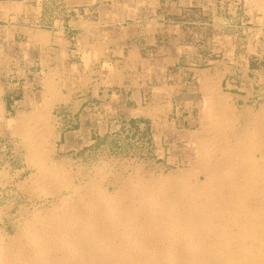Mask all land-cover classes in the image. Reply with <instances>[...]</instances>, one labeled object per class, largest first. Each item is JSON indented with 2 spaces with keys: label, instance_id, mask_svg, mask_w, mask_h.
<instances>
[{
  "label": "rangeland",
  "instance_id": "374dc122",
  "mask_svg": "<svg viewBox=\"0 0 264 264\" xmlns=\"http://www.w3.org/2000/svg\"><path fill=\"white\" fill-rule=\"evenodd\" d=\"M84 1L88 0H0V27L8 23L9 18L7 16V13L10 11L13 13H19L21 11V3L24 2L23 17L18 18L16 23L18 24V26L27 25L35 29V35L42 39L44 37L43 33L45 32L43 31V29H47L51 26L50 21H52V17L54 15L58 17L60 16L59 18L63 19L65 14L68 13V9L71 5L83 3ZM91 1L92 13L95 16L94 20H112L125 25L132 23L135 19H138V16L140 15V11L136 9L138 8L136 3L138 0ZM172 2L180 5V8H178L177 6L172 7V14L174 15V18L183 19L189 22V26L184 30L198 35L199 39L201 40H199V45L202 47L205 54L211 51L212 47H214L213 45L216 46L218 44L222 47V49L226 47L227 50L230 47V42L227 40V38H225L224 40H216L217 43L216 41L214 42L212 40V32H214L213 28L215 30L218 29L209 25L212 24L213 21L215 23H219L221 37L228 36L231 33H237L238 36H243L244 32L241 25L242 22L249 20L248 15L250 16V14H248L247 12L248 7L254 9V19H257L262 15V12H259L258 10L261 9L264 11V0H248L251 5L246 4V0H194L195 3L193 4V6H190L187 3V0H172ZM212 3H215V5L213 6ZM39 11L43 13V20L39 19L38 21H36L34 19ZM145 18H150V15L146 13ZM259 21L261 20L257 19V22ZM228 23L234 24L232 30L228 27ZM256 27L261 28L259 24ZM3 33L4 31L1 30L0 41L2 39ZM261 35L264 36V27L262 29ZM115 39H117V37H113V40ZM24 40L25 39L20 36L13 40V42H10V56L12 58L17 59V51H20L21 47L24 48V46H22L23 43H21V41L24 42ZM242 44L243 43L239 42V39H237L236 42L232 43V45L236 46L237 52H240ZM51 50L52 49L47 46L43 52H40L41 57L44 58V56H46L45 58L48 61H52V58H50V55H53L50 52ZM38 52L39 51H37L36 49L30 51L29 48V56L25 57V59L30 62L28 64L29 70H34V72L38 71L39 69H35L36 65L32 67L31 62L33 58H37V56L39 55ZM47 53L49 54L47 55ZM224 60H228V58ZM248 60L250 66L253 69H260L263 70V72L256 73L255 71H252L250 74H245L243 73V70L240 69L237 74L231 75L232 77L230 78L231 81L229 83H223V87L225 89H228L229 84H236L238 88L244 89L242 90V92H240V97L238 98L237 102H232L235 107V118L234 116L229 117V115L231 114L227 113L229 119L226 117V113H222L219 107L217 108V101H205L204 103H199L194 108V111L192 112V119L187 118L186 121H183V116H185L186 118L188 113L187 109L184 114L176 116L169 112V108H166L165 110L164 106L161 107V109H159L155 115L153 113L146 112L145 114L136 117L135 120L128 121L125 118L116 116L115 113L112 112L113 107L111 108V111L105 112L107 107H105V104H101L102 101H100V98H98L102 96L101 92H99L98 95L93 94L91 90H87L88 88L84 86L85 84L83 81L79 82L78 79H73L68 75V72H65L64 81L61 78L62 82H54L52 80H49L45 83L44 88H41L40 85H37L39 89L35 93V97L37 98V100H40L39 107H34V110H26L25 112L19 113L17 115H12V120H10L6 124L0 123V230H5L9 234H12V232L14 233L15 228L17 229L18 226L24 223V221L33 220V216L35 215L36 211L41 210L42 212H44L49 210L53 204H61V200L63 197L65 199L67 198L68 203L75 202L73 199L77 201V195H73L74 191L70 186L72 182H75V184L78 185L83 184V186L81 185L80 187V189L83 190L85 184L91 181V179L96 180L97 178H100L102 179V183L104 184V186L110 185L109 190L111 191L113 190V188L118 187L122 183V181H127V179L131 175L138 174L145 176H155L157 174L156 176L163 177L166 175L168 176L171 173L174 174L173 176H175L176 174L178 175L181 170H190L193 166L194 168H196L194 170L199 171L198 166H201V162L205 163L209 159L215 161L218 160L219 162H221L222 160L223 162L229 161L230 163L234 161L235 157H233V154L232 156L227 155L230 153L224 155L223 152L217 150V144L219 145L221 143L223 145V143L227 141V143H229V147L233 146V143L237 139H239L238 137L243 136L244 138H246L249 133H252V126L255 125L254 116L257 117L256 115H259L264 118V110H260L261 108H264V58L262 59L258 57H251ZM16 68L17 67L14 65L11 66V69L16 70ZM162 83L163 79H154L151 75H149V82L147 86H144V90L142 91L143 97L148 101L150 98H152L151 94L153 93V91L151 87L160 86ZM50 84L53 86H51L52 88H50ZM72 84H76V89H78L75 91L74 97L70 98L67 95L61 94V90L59 89L60 85L70 86ZM82 85L83 88L79 89V86ZM180 88L182 87H179V89ZM184 88L187 89L188 87ZM185 89L183 90L184 93L186 92ZM247 89H253L254 91L249 98V103L245 100ZM43 92H47V95H45V93ZM55 92H57V94H55ZM53 96H56L57 98H53ZM157 97H160V94H158ZM75 100L77 103L83 101V106L85 107L84 109L82 108V111H79L81 109L79 108L78 113L76 114L70 115L68 112H65L62 108L59 107L55 110H53L52 108L54 107L55 103L61 101L73 102ZM48 101H51L49 103L51 107L48 112L50 114H48V120H46L48 125L51 127V133L49 134L46 133L45 129L40 127L41 125L39 123L41 121H38V117L36 118L34 114V111H36L38 108L40 109L44 105V102ZM96 105L98 106V109L96 110L87 109L89 108V106L93 108ZM186 108L189 109L190 107L186 106ZM210 109L214 112H210V114H208V111H210ZM215 112L219 114H216ZM244 113H246V115ZM213 114L216 115H214V119ZM59 116L62 118L60 119ZM27 117L30 118L28 119ZM174 120L176 123H174ZM215 122H217L218 124ZM219 123L221 124L219 125ZM199 125H203V128H199ZM205 125L207 127H205ZM226 125L228 126V128L232 126V129H226ZM241 128H243L244 130ZM25 130V134L27 136L23 132ZM211 133L214 135H212ZM263 136L264 131L262 132L263 146H261L258 151L253 150L254 148L256 149V147L251 149L252 152H255L256 157L260 156L259 154H261V151L264 152V150H262L264 149ZM28 137H30L31 140ZM40 137L41 139H44L45 137L46 138L43 141V139L39 140ZM232 137H234L233 139H236L233 142ZM24 138H26V141ZM216 138L219 140H217V144H215ZM39 144H42L43 147H40ZM213 145L215 146L213 147ZM246 149V147H243L242 151L245 153L247 152ZM39 151H44V153L41 154V159L43 160L45 158V161H41V159L39 160ZM46 151H49V153H47ZM230 151L232 150L229 149V152ZM214 154L216 156L220 154V157L218 156L219 158H216ZM50 159L53 160L52 163ZM30 160L32 162H30ZM113 160L115 161L113 162ZM119 160H121L123 163H120L121 161ZM140 162L142 163L140 164ZM101 163L102 165H100ZM43 165H53L54 171H56V173L53 171L52 174L48 175V173L44 171L43 167H41ZM130 170H132V172ZM64 171H66L68 175L65 174ZM158 172L160 174H158ZM101 174H104L103 178H101ZM64 175L65 177H63ZM72 177H74L73 181L70 182ZM198 177H200V179H203L202 171L198 172ZM194 180L190 178V181ZM244 181H248L246 173H243L240 184H243ZM106 182L109 184H107ZM26 190H29L28 194ZM10 193H12V195ZM45 202L46 205L44 204ZM19 205H22V208ZM1 219L3 220L1 221Z\"/></svg>",
  "mask_w": 264,
  "mask_h": 264
},
{
  "label": "bare ground",
  "instance_id": "6f19581e",
  "mask_svg": "<svg viewBox=\"0 0 264 264\" xmlns=\"http://www.w3.org/2000/svg\"><path fill=\"white\" fill-rule=\"evenodd\" d=\"M51 84L50 88L53 87ZM43 93L47 95V92ZM227 94L220 92L216 104L228 118L227 113L231 114L229 117L234 116L235 107L229 99L230 95ZM50 102H44L40 109L34 111L35 117L41 121L40 127L45 129L47 134L51 133V127L46 122L50 114L48 113ZM208 112L210 114L214 111L210 109ZM256 116L252 133L246 138L238 137L237 140L233 139L235 136L232 137V142L236 140L233 146L229 147L227 141L223 145L221 143L218 145L219 140L216 138L217 150L224 155L233 154L235 158L231 163L210 159L205 163L201 162L198 168L203 173V179L198 177L199 171L194 170L196 168L192 165V169L181 170L175 176L171 173L163 177L156 176V173L155 176L130 174L127 181H122L111 191L110 185L104 186L100 178L91 179L83 190L80 189L83 184L72 182L70 185L74 191L72 194L77 195V201L72 198L75 202L68 203L67 198L63 197L61 204H53L44 212L36 211L34 216L31 215L34 217L33 220L19 224L14 233L11 231L12 234H9L5 230H0V264H264V152L259 150L261 151L259 157H256L254 152L263 146L264 118ZM226 127L230 130L232 126ZM23 132L25 134L26 130ZM24 139L26 141V138ZM41 145L40 147H43ZM243 147L247 148V152L242 151ZM229 149L233 152H229ZM43 153L44 151H39V160ZM43 160L45 161V158ZM41 167L48 175L54 171L53 165ZM64 173L67 174L66 171ZM243 173H246L248 181L240 184ZM101 175L103 178L104 174ZM190 178L195 180L190 181ZM44 204L46 205V202Z\"/></svg>",
  "mask_w": 264,
  "mask_h": 264
},
{
  "label": "crops",
  "instance_id": "0c3cea01",
  "mask_svg": "<svg viewBox=\"0 0 264 264\" xmlns=\"http://www.w3.org/2000/svg\"><path fill=\"white\" fill-rule=\"evenodd\" d=\"M136 3L140 15L138 19L125 25L112 20H94L91 0L71 5L63 19L55 15L52 17L51 26L43 29L45 32L42 39L35 35V29L27 25L18 26L16 23L18 18L23 17L24 2L21 3L19 13L8 12V23L0 27V31H4L0 41V123L6 124L12 120V115L39 107L40 100L35 97L39 89L37 85L44 88L48 78L60 82L61 78L65 79V72L73 79L83 81L87 90H91L93 94L101 92L102 96L98 98L107 107L105 112L111 111L113 107L112 112L116 116L128 121H133L146 112L155 115L163 106L176 116L184 114L187 109L188 113L186 118L183 116V121L192 119V112L199 103L216 102L222 91L230 95L232 102H237L244 89L238 88L236 84H229L228 89L223 87L224 82L231 81L232 74H237L240 69L245 74L252 71L263 72L253 69L248 59L264 58V36L261 35L264 11L258 10L262 15L257 18L261 21L257 22L254 19V9L248 7L249 20L241 25L243 36L231 33L222 39L219 23L213 21L209 25L218 29L212 27V40L215 42L227 38L230 47L227 50L218 44L213 45L211 51L205 54L199 45L198 35L184 30L189 22L174 18L172 7L180 8V5L172 0H138ZM187 3L193 6L195 2L187 0ZM246 4H250L248 0ZM146 13L150 18H145ZM42 14L39 11L34 20H43ZM258 24L261 28L256 27ZM228 25L232 30L234 24ZM20 36L25 39L21 43L26 49L21 47L15 59L10 56V42ZM113 37L117 39L113 40ZM237 39L243 43L240 52L232 45ZM47 46L52 49V61L40 55ZM29 48L30 51H39L37 58H33L31 62L32 67L36 65L35 69H39L36 72L29 70L30 62L25 59L29 56ZM226 58L228 60H224ZM13 65L17 67L16 70L11 69ZM149 75L154 79H163V83L151 87L155 93L147 101L142 91L149 82ZM179 87L183 89L180 90ZM81 88L83 85L79 86ZM59 89L70 98L78 90L76 84L59 86ZM184 89L188 93L185 94ZM252 92L253 89L246 90L245 100L248 103ZM158 94L160 97H157ZM82 106L83 101L77 103L75 100L55 103L52 108L55 110L59 107L73 115L78 113L79 108V111L85 108ZM87 109L96 110L98 106H89ZM260 110L263 111L264 108Z\"/></svg>",
  "mask_w": 264,
  "mask_h": 264
}]
</instances>
